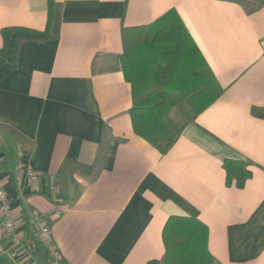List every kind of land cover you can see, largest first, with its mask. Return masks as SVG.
Returning <instances> with one entry per match:
<instances>
[{
	"label": "crops",
	"instance_id": "crops-1",
	"mask_svg": "<svg viewBox=\"0 0 264 264\" xmlns=\"http://www.w3.org/2000/svg\"><path fill=\"white\" fill-rule=\"evenodd\" d=\"M174 15L223 91L161 153L133 130L122 36ZM47 24L0 82V185L20 235L5 241L0 216V264H47L42 226L60 264H146L173 216L201 223L219 263L264 264V0H0V51L3 27Z\"/></svg>",
	"mask_w": 264,
	"mask_h": 264
},
{
	"label": "trees",
	"instance_id": "trees-1",
	"mask_svg": "<svg viewBox=\"0 0 264 264\" xmlns=\"http://www.w3.org/2000/svg\"><path fill=\"white\" fill-rule=\"evenodd\" d=\"M0 82L17 66L19 48L26 41L52 37L48 24L42 30L22 26L1 29ZM121 65L133 86L129 109L134 132L165 153L183 127L212 103L223 91L216 81L179 16L167 18L148 29L132 27L123 31ZM228 178L243 182V166L232 161L223 164ZM165 252L160 260L146 264H221L207 251L204 230L199 221L169 217L163 228ZM41 245V241H35ZM40 253L49 255L47 249Z\"/></svg>",
	"mask_w": 264,
	"mask_h": 264
},
{
	"label": "built area",
	"instance_id": "built-area-1",
	"mask_svg": "<svg viewBox=\"0 0 264 264\" xmlns=\"http://www.w3.org/2000/svg\"><path fill=\"white\" fill-rule=\"evenodd\" d=\"M24 164L18 162L16 168L23 169ZM28 179L36 180L38 175L33 171H27ZM17 181L22 180L21 174L14 175ZM0 216H1V237L9 244H16L20 242V235L16 230V224L11 208L10 197L4 188L0 185ZM40 240L49 253V261L47 264H60V256L56 248L52 244V237L50 230L46 226L41 227Z\"/></svg>",
	"mask_w": 264,
	"mask_h": 264
},
{
	"label": "water",
	"instance_id": "water-1",
	"mask_svg": "<svg viewBox=\"0 0 264 264\" xmlns=\"http://www.w3.org/2000/svg\"><path fill=\"white\" fill-rule=\"evenodd\" d=\"M69 194H70V196H72L73 194V188H72V184H71V182H69Z\"/></svg>",
	"mask_w": 264,
	"mask_h": 264
}]
</instances>
